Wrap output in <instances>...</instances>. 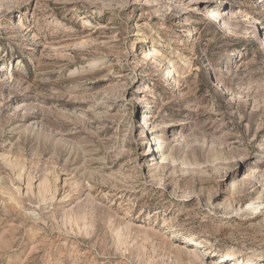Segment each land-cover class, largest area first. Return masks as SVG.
Masks as SVG:
<instances>
[{
  "label": "rangeland",
  "instance_id": "374dc122",
  "mask_svg": "<svg viewBox=\"0 0 264 264\" xmlns=\"http://www.w3.org/2000/svg\"><path fill=\"white\" fill-rule=\"evenodd\" d=\"M263 33L264 0H0V264H264Z\"/></svg>",
  "mask_w": 264,
  "mask_h": 264
},
{
  "label": "bare ground",
  "instance_id": "6f19581e",
  "mask_svg": "<svg viewBox=\"0 0 264 264\" xmlns=\"http://www.w3.org/2000/svg\"><path fill=\"white\" fill-rule=\"evenodd\" d=\"M209 13H211V11L210 10H208V14H207V16H211ZM216 13V12H215ZM212 14H213V12H212ZM217 14V13H216ZM222 19V18H221ZM258 21V20H257ZM260 42H261V44H264V33L261 35V37H260ZM156 66L158 67V70H162V67H160V63H159V61L156 59ZM156 141H159V138L158 137H156L155 139H154V143L151 145V149H149V154L151 155V157L152 156H154L153 154H154V152L155 151H157V152H159V147L161 146V141H159V142H156ZM158 144V146H156ZM153 146H156V149H153L152 150V147ZM168 154V153H167ZM170 154H171V152H169V154L168 155H165L164 153H161L160 154V158H161V161L162 160H166V159H169V157H170ZM150 157V158H151ZM152 160H153V158H151ZM171 159V158H170ZM161 163H163V162H161ZM44 183H46V181L44 180ZM39 185H41V183L39 184ZM45 185V184H44ZM43 185V186H44ZM42 187V186H41ZM44 189L43 190H45L46 188H45V186L43 187ZM40 189V188H39ZM42 190V189H41ZM41 190H40V192H41ZM42 190V191H43ZM41 195H42V193H41ZM249 205H251V202L249 203V204H247V208L249 207ZM252 207H254V206H252ZM254 209H256V208H252V211L254 210ZM172 225H174L173 224V222H172V220H169V219H166L165 221H164V223H163V227H167V228H169L170 226H172ZM185 226H187V227H189V228H192V227H194V225H185ZM66 230V229H65ZM191 229H188V231H190ZM68 231V230H67Z\"/></svg>",
  "mask_w": 264,
  "mask_h": 264
}]
</instances>
